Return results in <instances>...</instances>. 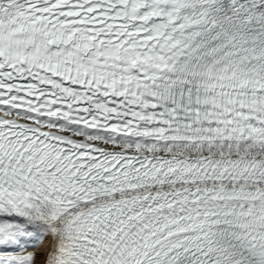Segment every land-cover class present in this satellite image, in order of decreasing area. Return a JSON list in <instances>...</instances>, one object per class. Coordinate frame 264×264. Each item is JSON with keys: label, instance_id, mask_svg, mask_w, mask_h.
<instances>
[{"label": "snow or ice", "instance_id": "1", "mask_svg": "<svg viewBox=\"0 0 264 264\" xmlns=\"http://www.w3.org/2000/svg\"><path fill=\"white\" fill-rule=\"evenodd\" d=\"M0 264H264V0H0Z\"/></svg>", "mask_w": 264, "mask_h": 264}]
</instances>
